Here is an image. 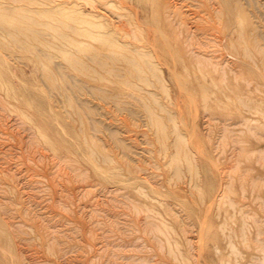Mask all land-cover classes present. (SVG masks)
I'll use <instances>...</instances> for the list:
<instances>
[{"label":"rangeland","instance_id":"1","mask_svg":"<svg viewBox=\"0 0 264 264\" xmlns=\"http://www.w3.org/2000/svg\"><path fill=\"white\" fill-rule=\"evenodd\" d=\"M77 1L159 78L8 58L43 106L0 90V264H264V0Z\"/></svg>","mask_w":264,"mask_h":264},{"label":"bare ground","instance_id":"2","mask_svg":"<svg viewBox=\"0 0 264 264\" xmlns=\"http://www.w3.org/2000/svg\"><path fill=\"white\" fill-rule=\"evenodd\" d=\"M59 1L0 0V90L7 97L11 96L26 105L32 106L33 104L37 110L43 106L42 101L32 100L31 89L27 87L28 85L17 86L13 81V77L17 75L8 59L13 57L15 53L32 54V40L40 41L36 33H41L40 27L42 26L53 29L55 33L50 34V36L65 43V47H62L61 51L68 59L74 55L70 47L75 46L80 51L90 55L91 59L102 66L106 61L102 60L101 54L106 53L110 54L109 56L113 59L123 58L130 62L133 69H126V72L130 75L140 76L147 67L153 76L159 78L157 74L158 67L152 61L154 56L150 54L151 51L136 50L138 57H136L137 55L119 54L116 48L121 47V40L116 36L118 34L116 26L97 19L96 15L92 13H86L82 8L83 5L81 6L77 0ZM83 1L89 6L90 4L95 7L97 5V2L96 5L92 4L94 3L93 0ZM134 23L136 24L137 20ZM125 34L128 35L127 32ZM93 42H99L100 44L94 45ZM34 47V56L46 59L52 58V54L37 49V46ZM15 57L19 58V56ZM139 59H143V62ZM23 81L29 85L31 83L28 79Z\"/></svg>","mask_w":264,"mask_h":264}]
</instances>
